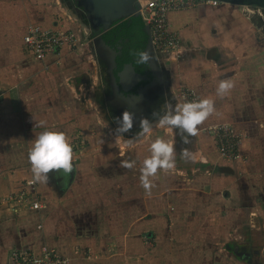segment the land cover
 Instances as JSON below:
<instances>
[{"label": "rangeland", "instance_id": "rangeland-1", "mask_svg": "<svg viewBox=\"0 0 264 264\" xmlns=\"http://www.w3.org/2000/svg\"><path fill=\"white\" fill-rule=\"evenodd\" d=\"M197 10L203 12L206 20L198 18L197 22L186 27L198 35L202 30L208 31L207 39L203 40L201 36L193 38V45L187 52L181 36L182 28L180 31L176 27L174 29L181 37L179 47L159 53L165 68L174 70V81L180 84L176 92L170 94L166 107L205 99L196 93L192 85L183 84L194 76V64L200 65L201 60L208 62L221 58L262 66L261 69L253 68L250 76L246 74L247 78L249 76L255 81L253 83L248 78L251 85L257 90L261 87V91L247 92L244 96L236 94L240 99L233 101L235 106L232 101L223 99L222 102L231 104L228 110L217 116L211 115L197 126L199 135L212 139L216 147L218 127L232 126L240 144L238 158L241 160L235 168L242 174L247 173L246 165L252 167L254 171L251 169L249 174L254 179V186L262 187L264 8L203 1L193 11ZM2 17L3 14L0 15V65L6 66L7 76L14 75L16 71L11 66H22L23 76L31 81L25 89L28 95L24 96L23 103L29 110L28 115L32 111L38 117L29 115L24 129L21 127L22 132L25 131V140L23 148L19 149L21 160L18 163L11 164V154L17 149L0 144V264H10L16 251L39 248L44 242L57 247L53 244L55 241L60 242V249L57 248L70 264H114V261H108L114 254L122 259V264H264V242L259 241V236L252 235L245 226L246 222L264 220V207H203L200 196L195 195L200 189L196 179L200 174H193L195 169L185 168L184 175L158 170L154 180L151 178V190L146 191L142 187L140 168L143 160L151 155L148 148L155 139H175L186 148L195 136L178 129L173 130L171 135L163 133L167 127L157 122L166 110L151 122L152 130L148 134L140 131L130 135L116 131L117 126L105 116L101 106L103 69L89 40L91 29L83 12L68 0H6V20H1ZM212 18L222 21L220 28L213 24ZM34 26L72 33L74 40L62 49L59 56L51 57L47 62H38L22 45L23 35ZM85 26L89 28L87 34ZM200 43L208 49L204 53H200L199 49L197 51ZM217 44L228 48V51H223L221 56H213L209 49ZM3 69L0 67L1 72ZM196 69L203 76L212 75L210 68ZM213 101L218 104L217 100ZM15 102L18 108L20 103L18 100ZM6 113V123L10 119L14 122L9 121L12 122L11 129L0 125V134L19 126L18 117L11 111ZM45 129L67 134L73 146L75 171L70 173L74 177L71 184L66 185L67 174L64 173L52 176L48 184H36L44 207L36 212L28 208L29 205L16 201L13 205L9 204L8 198L12 194L19 195L24 191L26 182L31 180L28 151L34 139ZM10 137L8 132L6 138ZM129 139L133 141L131 148L126 147ZM3 142L0 138V143ZM241 151H246L247 156L241 155ZM218 152L223 163L238 160H228ZM123 161L136 163L127 168ZM224 169L227 167L221 168ZM259 173L261 177H258ZM168 174L170 177L163 180L162 176ZM86 207L91 211L89 217L83 216L77 224L90 219L89 228L70 227L74 224L73 214L77 211L76 214L82 217ZM111 219L117 220L119 225L117 238L121 239V244L116 246L109 239L114 233L108 224ZM75 228L77 230L73 233ZM74 235L100 238L103 243L88 247L87 252L78 245L76 248H80V252L76 257L69 258L71 237ZM96 245L99 252L95 257L89 250L96 251ZM104 247L112 251L106 254V258Z\"/></svg>", "mask_w": 264, "mask_h": 264}, {"label": "crops", "instance_id": "crops-1", "mask_svg": "<svg viewBox=\"0 0 264 264\" xmlns=\"http://www.w3.org/2000/svg\"><path fill=\"white\" fill-rule=\"evenodd\" d=\"M3 14V17L1 20H6V0H0V15ZM198 18H203V12L202 11H192L188 13H179L174 14L171 16V22L174 28H178L179 30L182 28L181 36L183 39V42H185L187 52L190 49L189 47L193 45L191 43L192 39L199 36H201V39L205 40L208 36V31L202 30L200 31V35L197 33L194 34L193 30H190L186 25L189 23H192L194 21L197 22ZM206 20V19H205ZM213 24H216L217 27L219 26L220 21L218 18H212L211 19ZM5 26V24H4ZM6 27V26H5ZM223 29V27H222ZM24 36V35H23ZM22 45L25 48L23 39H22ZM199 49L200 53H204L206 47L200 43L197 45V51ZM212 51L213 56L220 55L223 51H228V48L222 47L221 45L217 44L212 49H209ZM209 53V51H208ZM30 56V55H29ZM221 56V55H220ZM31 57V56H30ZM32 58V57H31ZM195 63L194 66L196 68L205 70L207 68H210L212 71L211 76H203L201 73L197 71V69H194V76L189 77L187 80L183 81V84H187L188 87H192L195 89L196 93L202 98H207L211 100H217L218 104H215L216 111L212 114L213 116H217L218 114H221L223 110H228V108L231 106L230 103H224L222 102L223 99H228L230 101L239 100V97H236V94H242L244 96L247 92L252 91H261V87H258L260 89L257 90L256 86L251 85L249 82V79H251L250 74L252 72L253 68H259L260 65H256L255 63L249 64L247 62L237 61V60H224V59H215L208 62H201ZM0 67L4 68L3 71H0V96H1V102H0V125L8 126V129H11L12 122H14L12 119L8 120L6 123V111H11L13 115L17 116V122H18V129H12L6 131L4 134H0V138L4 140L1 146H6L8 144L11 148L17 149L15 152H12L11 157L13 159L11 164L18 163L21 160V152L20 148L22 147L23 141L25 140V131L22 132L21 127L23 128L24 123L27 124L28 116L34 114V112L28 115L29 110L24 106L23 98L26 95V90L28 84L31 82L30 79H25L26 77L23 76V73L21 72V65H15L11 66L16 71L14 75L11 74V76H7L5 72L4 64L0 65ZM262 66L259 68L261 69ZM258 69V70H259ZM167 71L170 75V94H174L177 90V87L179 82L174 81V70L170 67L167 68ZM171 72V73H170ZM246 74L249 75L248 78L246 77ZM230 78L232 83L234 84V87L229 90V92L224 95L223 97L216 95V88L218 87L219 81L222 79ZM251 81L254 83L255 81L251 79ZM192 85V86H190ZM192 88V89H193ZM256 88V89H255ZM264 91V89H263ZM19 106L16 107L17 101ZM261 102V100H260ZM233 106H235V103L233 102ZM18 110V111H17ZM264 112V111H263ZM35 115V114H34ZM35 117H38L35 115ZM8 119V117H7ZM35 120V119H34ZM12 121V122H9ZM16 121V119H15ZM155 125V123H154ZM24 129V128H23ZM174 128H165L163 129V133L167 132L169 135L173 133ZM8 132L11 134L12 138L10 139L6 138V135ZM154 132V131H152ZM172 132V133H171ZM142 139V138H141ZM9 140V141H8ZM167 141H170L174 145V149L176 147L177 153L175 152V159H176V169L170 170V171H164L168 172L169 174L175 173V174H185V168L195 169L193 174L199 173L200 175L196 178L200 189H197L195 192L196 196H200L201 205L203 207H264V186L257 187L254 186V179L249 174V171L252 169V167L245 166V172L247 173H239V171L236 170L235 164L238 165V161L241 160L238 158L236 161H228L224 162L221 161V157L219 156L218 149L216 147V143L212 139H208L207 136H200L199 133L195 135V139L192 140L190 144L186 145V148H184L181 144H178L175 139L169 140L167 137ZM174 141V142H173ZM150 148H148L149 150ZM183 150H187L189 153V157L181 158V153ZM147 151V149H146ZM246 152V151H244ZM242 153L244 156H247L246 153ZM149 154V152H147ZM151 154V153H150ZM10 157V158H11ZM196 163V164H195ZM222 167H227V169L221 170ZM254 171L253 169L251 170ZM263 173V172H261ZM261 173H259L258 177H261ZM164 175L162 176V179H167L170 177V175ZM264 176V173L262 174ZM155 177H153L154 180ZM181 178V177H180ZM184 178V180L191 178ZM181 178V179H182ZM74 179V177H73ZM72 179V181H73ZM194 179V178H193ZM70 182V184L72 183ZM165 183V182H164ZM165 188L167 186L163 184ZM172 188V187H171ZM170 190V188H169ZM200 190V194L198 191ZM168 191V189H167ZM170 193V191H169ZM171 194V193H170ZM168 194L169 197L171 195ZM168 197V198H169ZM75 212V211H74ZM91 211L86 207L84 214L82 217L80 215H77V211L73 214L75 219H72V222L74 224H70V227H80L82 229H88V225H91V220H85L83 223L77 224L78 221H80L83 216L86 218L89 217L88 213ZM96 215V211H95ZM94 217V216H93ZM96 221V219H94ZM245 226L250 230L252 235L257 234L258 240H263L264 242V220H261L259 222H246ZM97 224V222H95ZM108 224L111 228L114 230V235L109 238L110 241H114V246L116 244H121L119 241L121 239L117 238V229L119 227L117 220L111 219L108 221ZM121 227V226H120ZM244 227V226H241ZM79 228V229H80ZM122 228V227H121ZM76 228L74 229L73 233L76 232ZM86 232V231H85ZM87 233V232H86ZM255 233V234H254ZM79 234V233H78ZM77 235V233H76ZM104 235H106V231H104ZM71 246L72 249L71 255L68 256L69 258L76 257L78 252H80V248H76L78 245L83 246L84 252H87V248H92V245L103 243V239L93 237L92 239L84 237V236H72L71 237ZM46 243V242H44ZM48 244V243H46ZM55 246H57L60 249V242L55 241L53 243ZM50 245V244H49ZM56 247V248H57ZM96 245V251L95 250H89V253H93V255L96 257L97 253L99 252L97 250ZM57 248V249H58ZM120 251V250H119ZM112 251H109L107 247H104L103 249V255L104 258H106V254L110 253ZM92 256V257H94ZM122 258V257H121ZM113 259V260H112ZM122 259L120 257H117L116 254H114L113 258L110 256L108 258L109 262L114 261V264H122Z\"/></svg>", "mask_w": 264, "mask_h": 264}, {"label": "flooded vegetation", "instance_id": "flooded-vegetation-1", "mask_svg": "<svg viewBox=\"0 0 264 264\" xmlns=\"http://www.w3.org/2000/svg\"><path fill=\"white\" fill-rule=\"evenodd\" d=\"M68 1L76 8L78 0ZM131 19L132 17L124 18L116 22L109 31L90 33L92 47L104 75L101 96L103 112L117 127L122 113H130L133 117V127L126 132L130 135L142 131L143 121L147 120L151 124L154 119L160 117L170 98V75L161 62L159 53L154 50L146 31L144 30L143 35L131 27ZM126 23L129 25L125 31L123 26ZM84 32H89L87 26ZM103 42L109 49H104ZM141 51L152 53L151 64L137 63L136 53ZM128 66L133 67L135 75L128 73L123 86L119 84L118 76Z\"/></svg>", "mask_w": 264, "mask_h": 264}, {"label": "clouds", "instance_id": "clouds-1", "mask_svg": "<svg viewBox=\"0 0 264 264\" xmlns=\"http://www.w3.org/2000/svg\"><path fill=\"white\" fill-rule=\"evenodd\" d=\"M137 63L151 64L153 55L150 51L136 53ZM234 87L230 78L219 81L216 88V95L223 97ZM215 103L211 99H200L187 101L182 106L169 104L165 114L158 120L160 126L174 128L195 136L201 125L214 112ZM43 123V122H41ZM133 127V117L130 113L124 112L121 115L120 123L116 131L120 134L128 132ZM143 134H148L152 126L147 120L141 123ZM140 138H143L142 136ZM133 141H126V147L131 148ZM151 155L145 158L140 168V182L146 191L152 187V177H155L158 170L170 171L176 169L175 149L170 141L160 138L155 139L150 145ZM189 157L187 150H183L181 158ZM28 162L31 170V182L48 184L51 177L60 173L70 174L73 172V146L63 131L45 129L32 142L28 151ZM123 165L132 168L136 161H123Z\"/></svg>", "mask_w": 264, "mask_h": 264}, {"label": "built area", "instance_id": "built-area-1", "mask_svg": "<svg viewBox=\"0 0 264 264\" xmlns=\"http://www.w3.org/2000/svg\"><path fill=\"white\" fill-rule=\"evenodd\" d=\"M203 1L205 0H139V12L150 31L151 43L156 52L163 53L179 47L181 37L172 25L171 16L191 12ZM72 40H74L72 33L44 29L40 26L31 27L23 36L27 53L38 62H47L49 58L59 56L62 49ZM217 130V147L220 154L228 160L237 159L240 144L233 127L220 125ZM36 184L28 180L24 191L17 196L13 194L9 196V204L13 205L16 201L29 205L28 208L32 211H41L44 207L36 191ZM10 264L70 263L56 247L43 243L39 248L30 247L16 251L11 257Z\"/></svg>", "mask_w": 264, "mask_h": 264}, {"label": "water", "instance_id": "water-1", "mask_svg": "<svg viewBox=\"0 0 264 264\" xmlns=\"http://www.w3.org/2000/svg\"><path fill=\"white\" fill-rule=\"evenodd\" d=\"M205 1L230 4L234 6H257L264 8V0ZM138 2L139 0H78L76 9L84 13L85 19L88 22L91 31L101 33L109 31L116 22L124 18H139L141 15L139 12ZM145 31L150 37V31L148 27H145ZM89 40L91 41V38ZM103 46L104 49H109L105 42H103ZM113 64H115V61H113ZM128 73L135 75V71L132 66L126 67V69L119 74L118 77L120 79V85H125V77L128 75ZM113 78L116 80L115 76H113Z\"/></svg>", "mask_w": 264, "mask_h": 264}, {"label": "trees", "instance_id": "trees-1", "mask_svg": "<svg viewBox=\"0 0 264 264\" xmlns=\"http://www.w3.org/2000/svg\"><path fill=\"white\" fill-rule=\"evenodd\" d=\"M129 25V23L124 24V30H127V26ZM130 26L136 28L141 34L145 35V23L142 19V17L140 16L139 18L136 17H132V19L130 20ZM120 28V27H119ZM119 29H117L118 31ZM73 170L75 171V167H73ZM72 177L70 176V174L66 175V185L70 184V182L72 181Z\"/></svg>", "mask_w": 264, "mask_h": 264}]
</instances>
